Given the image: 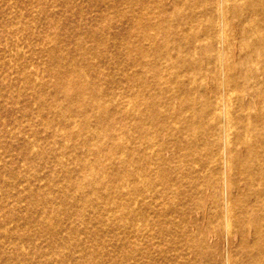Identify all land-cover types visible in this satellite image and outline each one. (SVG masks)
Listing matches in <instances>:
<instances>
[{"label": "bare ground", "instance_id": "1", "mask_svg": "<svg viewBox=\"0 0 264 264\" xmlns=\"http://www.w3.org/2000/svg\"><path fill=\"white\" fill-rule=\"evenodd\" d=\"M84 1L98 13L74 6L66 51L46 6L13 3L57 49L32 50L49 84L24 78L73 162L40 207L72 220L49 246L79 248L57 264H264V0Z\"/></svg>", "mask_w": 264, "mask_h": 264}, {"label": "rangeland", "instance_id": "2", "mask_svg": "<svg viewBox=\"0 0 264 264\" xmlns=\"http://www.w3.org/2000/svg\"><path fill=\"white\" fill-rule=\"evenodd\" d=\"M14 1L0 0V18H2L0 19V264H42L45 261L57 264L62 257H68V254L76 255L75 250L79 247L75 245L76 243L73 240L68 239L70 243L67 241L62 246V250H52L49 246L50 243L56 244L54 238L52 239V235L58 234V230L62 231L61 233H66L64 228L67 223L69 224L70 220H67L66 224L59 226L61 223H65V218L61 221L59 220L61 216L43 214L40 212V207L47 200L53 201L54 206L58 205L60 201L57 199L58 194L60 192L67 193L62 180L65 178V174L68 175L64 171L72 169L73 162L65 157L59 158L62 151L59 137L51 134L48 127L41 123L44 116L37 113L36 105L29 98V94L31 95L32 91L30 92L29 89H26L27 84L24 79L26 77L31 80L35 84V89H38L37 84L40 81L45 80L46 84H49L47 82L49 79L40 66L44 62L46 64L51 62L47 55L54 56V54H57V49H55V42L50 41L43 34V30L46 32V28L39 14L41 10L38 11L34 7L32 8V4H29L32 9L27 12L25 9L21 10V7L14 5ZM23 1L46 6L47 16L51 19L54 17V21L57 22L55 23L57 25L56 28L49 29L48 34L58 36L63 42L62 48L65 51L72 46V36L65 30L78 25L82 27L81 29H84L83 27L86 26L87 20L78 17L79 13H77V9L74 6L83 3L84 13H86V16L90 15L89 17L98 13V11L96 12V10L90 8V5L88 6L84 0H71L69 5H66L65 0H42V3L41 0H37L38 2ZM26 14L28 16L27 20L30 22V24L27 23V26L23 24L24 15ZM111 21H114L115 24L120 23L119 20L114 19L112 16ZM31 22H34V25ZM63 25H65L64 28H62ZM11 30H14L13 33ZM21 30L23 32L27 31V34ZM110 30V28L109 31L106 29L104 33L110 32ZM97 32L102 31L99 30ZM41 34H43V38ZM109 41L110 39L108 38ZM33 48H38L41 52L47 51V55L41 53V56H39L32 51ZM34 62L36 65L33 64ZM21 65L26 69L23 74L19 70ZM5 79L6 81H4ZM46 169L47 171H45ZM41 182L43 183L40 184ZM2 208L5 210H2ZM66 212L70 213L71 210L64 211L65 215L67 214ZM14 215L15 217H13ZM25 216L26 218H23ZM57 221H60V224H56ZM77 228L75 227L76 231ZM74 238H77V234H75ZM91 241L93 244L94 240L92 239ZM67 243L68 248L65 249ZM47 246L49 248H46ZM11 247L15 248L12 249ZM49 249H51V252ZM46 251H49L51 255H46ZM4 254L5 256H3ZM4 260L6 261L4 262Z\"/></svg>", "mask_w": 264, "mask_h": 264}]
</instances>
